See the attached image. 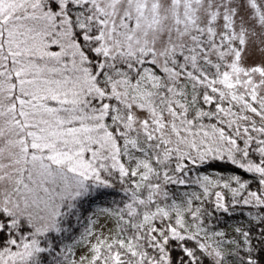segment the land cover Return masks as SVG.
<instances>
[{
    "label": "snow or ice",
    "instance_id": "obj_1",
    "mask_svg": "<svg viewBox=\"0 0 264 264\" xmlns=\"http://www.w3.org/2000/svg\"><path fill=\"white\" fill-rule=\"evenodd\" d=\"M0 264H264V0H0Z\"/></svg>",
    "mask_w": 264,
    "mask_h": 264
}]
</instances>
